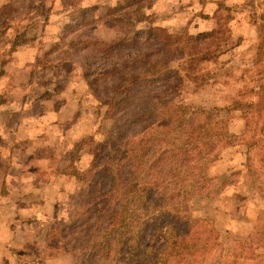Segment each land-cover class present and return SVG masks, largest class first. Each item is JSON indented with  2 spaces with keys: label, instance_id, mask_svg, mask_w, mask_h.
I'll return each mask as SVG.
<instances>
[{
  "label": "rangeland",
  "instance_id": "1",
  "mask_svg": "<svg viewBox=\"0 0 264 264\" xmlns=\"http://www.w3.org/2000/svg\"><path fill=\"white\" fill-rule=\"evenodd\" d=\"M83 10L89 21L85 31L102 40L116 33L112 22L105 23L111 11L115 18L131 21L135 31L148 27L149 20L175 38L218 30L221 53L201 64L200 80H184L177 99L218 111L230 136L209 166L210 186L189 204L191 217L206 221L215 237V243L197 253L195 264H264V112L238 106L255 104L262 96L264 58L256 63V52L260 34L264 36V0H0V126L6 129L0 133L14 128L15 113L22 109L19 90L28 83L33 86L26 91L37 95L42 88L43 98L63 93L70 111L77 105L62 149L25 155L28 165H36L26 170L25 186L32 195L26 204H34L32 199L39 209L1 214L0 264H74L77 259L69 245L54 239L55 229L83 211V186L74 174L86 170L89 145L101 141L111 125L82 68L69 60L72 52L62 35L65 26L82 19ZM24 31L26 44L12 48L15 36ZM1 135L3 194V176L14 159L13 143Z\"/></svg>",
  "mask_w": 264,
  "mask_h": 264
},
{
  "label": "trees",
  "instance_id": "2",
  "mask_svg": "<svg viewBox=\"0 0 264 264\" xmlns=\"http://www.w3.org/2000/svg\"><path fill=\"white\" fill-rule=\"evenodd\" d=\"M86 11L62 35L111 125L89 145L86 170L74 174L84 209L54 239L71 247L74 264H195L215 237L206 221L191 217L189 204L210 186L207 171L230 136L218 111L177 99L184 80H200L201 64L221 53L218 30L175 38L149 20L135 31L111 11L105 23L116 33L102 40L85 31ZM27 40L26 31L17 34L12 48ZM258 47L261 63V34ZM261 91L257 103L238 106L264 112Z\"/></svg>",
  "mask_w": 264,
  "mask_h": 264
},
{
  "label": "crops",
  "instance_id": "3",
  "mask_svg": "<svg viewBox=\"0 0 264 264\" xmlns=\"http://www.w3.org/2000/svg\"><path fill=\"white\" fill-rule=\"evenodd\" d=\"M30 86H33V84L29 85L28 83L19 90L22 96L20 97V106L22 109L15 113L17 121L14 128L12 126L7 132L0 133L4 134L1 135L4 141L13 143L11 147L13 148L12 159H14L11 167L8 168V171L3 176L2 184L5 185V193L0 194V217L5 211L14 216L26 214L28 211L37 212L39 208L37 209L35 207L37 206L35 201L31 199L29 202L31 203L32 201L34 204H26V200L32 196L25 186L26 170L29 167H31V170L36 168L35 164L28 165L26 156L28 157L33 154L34 151L36 154L41 149H62L64 137L68 135L70 119L74 115L72 111L77 109V105L73 107L72 104L74 110L70 111L68 106L71 103L63 93H60V95L58 93H50L43 98L40 96L43 92L42 88L38 89L41 93L38 92L35 95V93L28 91L29 89L26 91V88H30ZM49 105L51 106L49 107ZM3 109L5 110L6 107ZM3 126L5 125L0 126V131H6ZM37 126H40L42 129L37 130ZM14 142L18 144L15 148L13 147L15 146ZM0 160L3 159L0 158ZM60 176L64 177L65 175L60 174ZM38 196V193H36L35 197ZM8 229L9 227L5 231L7 232Z\"/></svg>",
  "mask_w": 264,
  "mask_h": 264
}]
</instances>
